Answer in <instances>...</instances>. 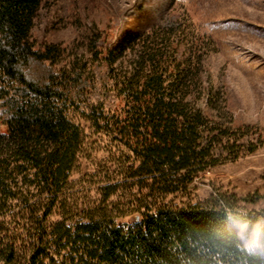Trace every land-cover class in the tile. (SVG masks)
I'll return each instance as SVG.
<instances>
[{
    "label": "trees",
    "instance_id": "16d2710c",
    "mask_svg": "<svg viewBox=\"0 0 264 264\" xmlns=\"http://www.w3.org/2000/svg\"><path fill=\"white\" fill-rule=\"evenodd\" d=\"M42 1L0 0V264H264L229 228L230 201L158 202L241 154L233 127L192 99L200 74L177 62L172 32L162 43L131 35L56 69L64 50L30 41ZM71 112L109 138L116 161L85 209L69 181L85 146ZM120 192L133 213L110 207Z\"/></svg>",
    "mask_w": 264,
    "mask_h": 264
},
{
    "label": "rangeland",
    "instance_id": "374dc122",
    "mask_svg": "<svg viewBox=\"0 0 264 264\" xmlns=\"http://www.w3.org/2000/svg\"><path fill=\"white\" fill-rule=\"evenodd\" d=\"M167 32H172L177 62L182 67L192 63L199 71L201 89L192 99L206 116L233 127L241 154L209 168L187 191L158 202L182 206L230 201L234 215L229 228L242 248L264 256V0H43L30 41L40 50L60 46L63 56L55 65L60 69L81 54L88 60L96 47L121 41L126 45L124 39L135 34L153 35L162 43ZM126 53L129 63L133 54ZM87 97L97 100L95 94ZM70 116L83 129L85 146L69 181L74 202L85 209L101 199L97 173L116 161L110 159L109 138L88 117ZM252 144L256 147L250 152ZM108 203L124 215L135 211V202L122 192ZM58 219V214L50 217Z\"/></svg>",
    "mask_w": 264,
    "mask_h": 264
},
{
    "label": "water",
    "instance_id": "95a60500",
    "mask_svg": "<svg viewBox=\"0 0 264 264\" xmlns=\"http://www.w3.org/2000/svg\"><path fill=\"white\" fill-rule=\"evenodd\" d=\"M138 217V215H136ZM131 220H133V217L130 218Z\"/></svg>",
    "mask_w": 264,
    "mask_h": 264
}]
</instances>
